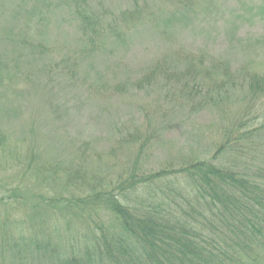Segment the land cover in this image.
<instances>
[{
    "label": "rangeland",
    "instance_id": "rangeland-1",
    "mask_svg": "<svg viewBox=\"0 0 264 264\" xmlns=\"http://www.w3.org/2000/svg\"><path fill=\"white\" fill-rule=\"evenodd\" d=\"M137 8L140 20L128 16ZM79 10L131 32L92 46ZM199 63L231 70L213 98L197 76V91L182 90ZM251 73L264 76V0H0V183L65 188L64 176L39 179L38 166L20 182L33 157L50 172L84 166L102 185L126 182L136 156L138 181L174 176L188 157L264 180V97L250 103ZM145 185L123 188L133 205Z\"/></svg>",
    "mask_w": 264,
    "mask_h": 264
},
{
    "label": "trees",
    "instance_id": "trees-1",
    "mask_svg": "<svg viewBox=\"0 0 264 264\" xmlns=\"http://www.w3.org/2000/svg\"><path fill=\"white\" fill-rule=\"evenodd\" d=\"M78 13V30L92 46L110 38L122 43L131 32L122 18L102 24L95 13ZM141 14L137 8L128 16L140 20ZM198 65L188 69L192 84L183 86L186 95L200 87L193 76L203 80L212 98L233 79L223 65ZM250 75V103L258 102V96L264 97V76ZM5 139L0 133V152ZM34 158L20 182L26 171H36L39 179L64 176L65 188L50 194L39 180L29 190L21 185L7 190L0 183V264H258L264 259V180L220 167L213 158L188 157L174 176L162 171L142 174L138 181L136 156L126 182L102 185L101 178L95 183L87 179L84 166L72 171L55 165L50 172ZM146 182L145 196L133 205L123 188L136 193ZM71 184L72 192L67 189Z\"/></svg>",
    "mask_w": 264,
    "mask_h": 264
}]
</instances>
